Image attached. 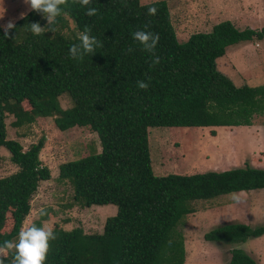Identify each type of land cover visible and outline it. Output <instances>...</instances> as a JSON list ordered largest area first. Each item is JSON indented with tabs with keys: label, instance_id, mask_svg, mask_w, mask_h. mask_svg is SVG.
<instances>
[{
	"label": "trees",
	"instance_id": "obj_1",
	"mask_svg": "<svg viewBox=\"0 0 264 264\" xmlns=\"http://www.w3.org/2000/svg\"><path fill=\"white\" fill-rule=\"evenodd\" d=\"M89 7L98 10L96 16H87L86 8L68 0L55 33L34 36L28 24L47 27L48 22L29 10L26 18L14 21L10 38H4L0 28V147L17 166L0 177V229L10 220L9 229L0 231V246L5 240L18 242L31 196L38 182L49 178L38 157L43 137L23 150L5 136V112L12 114L14 127L31 123L36 115L53 116L60 131L88 127L100 146L98 152L60 163L57 177L70 184L72 199L83 207L112 204L115 213L104 219L100 232L54 226L56 239H49L44 264H182L183 238L175 227L194 212L192 203L264 189V169L244 164L220 171L154 175L147 128L250 125L254 115L264 112V85H234L217 70L215 61L226 46L263 39L264 25L237 29L222 20L179 42L165 0L142 4L92 0ZM148 7L157 8V14L148 15ZM86 25L103 48L83 61L73 60L69 47L79 43L78 34ZM136 30L159 35L155 48L159 64L150 66L152 54L133 41L131 33ZM129 47L132 53L127 52ZM140 80L149 84L146 90L137 87ZM63 94L70 106L60 109L58 98ZM23 100L28 109L21 107ZM45 219L41 214L29 226L41 227ZM263 233L264 224L224 223L202 237L234 245ZM3 259L10 264L12 253ZM227 264L256 262L232 246Z\"/></svg>",
	"mask_w": 264,
	"mask_h": 264
},
{
	"label": "rangeland",
	"instance_id": "obj_2",
	"mask_svg": "<svg viewBox=\"0 0 264 264\" xmlns=\"http://www.w3.org/2000/svg\"><path fill=\"white\" fill-rule=\"evenodd\" d=\"M150 1L153 0H139L141 4ZM165 2L179 42L186 40L191 33L208 31L213 24L222 20L230 21L237 29H258L264 25V0ZM27 11L28 6L23 0H0V15H3L0 25L9 20L15 21L22 12ZM67 24L71 29L69 19ZM244 47L232 44L226 48L224 54L215 61L217 70L234 85L264 82L261 78L264 76V39L248 40ZM252 53L254 56L250 59ZM58 102L60 109L70 106L64 94L58 98ZM20 105L23 109L29 108L25 100ZM52 119L53 116L36 115L31 123L14 127L11 125L12 114L5 112L4 115L6 138L16 140L23 150L43 137L38 157L49 170V178L39 181L31 196L30 209L21 228L28 227L33 220L45 214L46 219L41 220V227L44 228L58 226L69 230L78 226L85 233L100 232L104 219L115 213V206L92 204L83 207L72 199L70 184L57 177L60 163L99 151L97 136L88 127L82 126L60 131ZM251 125L248 129L243 126L148 127L147 146L151 171L154 175L190 174L225 170L244 164L264 169V112L254 115ZM210 130L214 131L215 136L210 135ZM16 168L8 151L1 146L0 177ZM257 190L245 194L230 192L193 202L194 212L182 217L175 227V231L183 238L182 264H227L232 246L244 250L256 264H264V233L234 245L222 241H206L202 237L209 229L224 223H243L250 227L264 224V190ZM247 193L253 195L248 197ZM224 198L236 200L227 201L234 206L225 208L228 204L221 202ZM9 227L10 220L6 219L0 231H7Z\"/></svg>",
	"mask_w": 264,
	"mask_h": 264
},
{
	"label": "clouds",
	"instance_id": "obj_3",
	"mask_svg": "<svg viewBox=\"0 0 264 264\" xmlns=\"http://www.w3.org/2000/svg\"><path fill=\"white\" fill-rule=\"evenodd\" d=\"M28 6L29 11L42 14L48 22L47 27H41L38 22L28 24L29 30L34 36L44 35L45 32H56L55 25L57 18L64 14L65 8L68 7V0H23ZM73 4H79L86 8L85 14L89 17L97 15L98 10L95 7H89L92 0H72ZM63 6V7H62ZM148 15L154 16L157 14V8L148 7ZM27 13L22 12L19 18H26ZM3 19V15H0ZM148 25H145L147 28ZM4 30V38H10L11 30L15 28L14 20H9L6 24L0 25ZM91 28L87 25L83 31L78 34L79 43L70 45L69 56L73 60L83 61L85 56L94 55L97 48H103V43L97 40L96 37L90 35ZM133 41L138 42L142 46V50L152 54V62L150 66H155L160 63V58L155 54V48L159 42V35L145 30H136L131 33ZM133 48L127 49L128 53H132ZM151 79L150 77L148 78ZM137 87L146 90L149 87L148 83L140 80L137 81ZM56 239V235L51 227H36L32 224L28 227H22L18 242L14 243L10 240H5L3 246H0V264H4V259L12 253L10 264H44L47 253L49 251V239Z\"/></svg>",
	"mask_w": 264,
	"mask_h": 264
},
{
	"label": "crops",
	"instance_id": "obj_4",
	"mask_svg": "<svg viewBox=\"0 0 264 264\" xmlns=\"http://www.w3.org/2000/svg\"><path fill=\"white\" fill-rule=\"evenodd\" d=\"M264 39V38H263ZM259 41V40H258ZM246 42L247 41H242V42H238V43H236V45H239V47H244L245 45H246ZM228 47H230V45L229 46H226L225 48H224V51H225V49L226 48H228ZM245 48V47H244ZM224 54V53H223ZM222 54V55H223ZM250 55V54H249ZM252 56H254L253 55V53L250 55V59H252ZM221 57V56H220ZM219 58V57H218ZM234 58H236V57H234ZM217 60V59H216ZM243 60V59H242ZM243 67V66H242ZM261 78L264 80V76L262 77L261 76ZM262 81V80H261ZM255 85H264V82H259V83H255L254 85H249V86H255ZM241 126H243L244 128H249V127H251L252 125L250 124V125H247V126H244V125H241ZM263 158V157H262ZM264 168V167H263ZM220 171V170H219ZM260 189H263V188H260ZM264 190V189H263ZM251 191H258L257 189H252V190H247V191H237V192H234L235 194H245L244 192H251ZM249 193H247L246 195L248 196V197H251L252 195H248ZM264 194V193H263ZM232 200H234V199H229V198H224V199H221V202H223L224 204H228L227 206H224L225 208H229V207H232V206H234V204H232V203H229L230 201H232ZM227 201H229V202H227ZM234 201H236V200H234ZM223 205V204H222ZM217 208V207H216ZM215 207H214V209H216ZM209 211V210H208Z\"/></svg>",
	"mask_w": 264,
	"mask_h": 264
}]
</instances>
